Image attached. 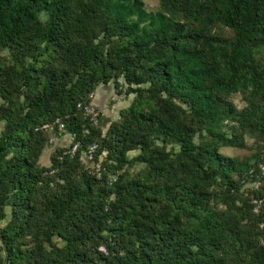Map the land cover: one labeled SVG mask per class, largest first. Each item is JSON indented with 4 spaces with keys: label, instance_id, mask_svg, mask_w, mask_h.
<instances>
[{
    "label": "trees",
    "instance_id": "trees-1",
    "mask_svg": "<svg viewBox=\"0 0 264 264\" xmlns=\"http://www.w3.org/2000/svg\"><path fill=\"white\" fill-rule=\"evenodd\" d=\"M0 124V264H264V0H0Z\"/></svg>",
    "mask_w": 264,
    "mask_h": 264
},
{
    "label": "rangeland",
    "instance_id": "rangeland-1",
    "mask_svg": "<svg viewBox=\"0 0 264 264\" xmlns=\"http://www.w3.org/2000/svg\"><path fill=\"white\" fill-rule=\"evenodd\" d=\"M144 2L146 4V7L149 10H157L158 9L159 0H144ZM99 87L102 88V90H103L104 98H101V100L103 102L97 104V106L101 112V117H102L101 123H102L103 127L106 129L112 121L119 118L120 111L130 104V102L133 98V95L127 96L124 93H118L113 82H111L107 85H100ZM98 88H97V90H98ZM97 90L95 92V96H96ZM233 98L235 99V101L238 104L242 105L240 94L233 95ZM94 101H95V98H94ZM245 140L249 146L247 148L223 147L221 150L226 155L235 156V157H238L240 159L245 158V157H249L255 151V149H254L255 139L250 138L249 136H246ZM60 142H62V141H60ZM59 144H61V143H59ZM54 145H55V143H53L48 148V150L43 153L44 155L41 158L42 163H44L46 165L49 164L50 154L55 149ZM134 154H137V151L130 152V156H133ZM140 167H141V165L137 164L132 168V170L136 171ZM258 184H260V183L256 182V186H258Z\"/></svg>",
    "mask_w": 264,
    "mask_h": 264
},
{
    "label": "built area",
    "instance_id": "built-area-1",
    "mask_svg": "<svg viewBox=\"0 0 264 264\" xmlns=\"http://www.w3.org/2000/svg\"><path fill=\"white\" fill-rule=\"evenodd\" d=\"M79 106H81V104H79ZM81 107H83L85 116L88 117L90 121H92L94 124H98V122L100 121V110L98 106L95 103H91V104L81 106ZM44 127H50V126L45 125ZM59 128H60V134H61L63 131V125L60 124ZM67 136H68V143H69L70 148L68 150H65L64 153L74 155L80 145V142L77 140V137L75 134L69 133L67 134ZM55 141H56V138L51 137L50 142L54 143ZM85 160L87 162L89 171L96 177L100 178L103 174L104 166H103V158L97 154V144L96 143H92L88 146L85 152ZM111 180L115 181L116 177L113 176ZM255 203L259 204L260 201L255 199ZM254 210L255 211L258 210V205L256 206ZM101 250H103V248H101Z\"/></svg>",
    "mask_w": 264,
    "mask_h": 264
},
{
    "label": "crops",
    "instance_id": "crops-1",
    "mask_svg": "<svg viewBox=\"0 0 264 264\" xmlns=\"http://www.w3.org/2000/svg\"><path fill=\"white\" fill-rule=\"evenodd\" d=\"M103 96V90H102V88H98V90H97V93H96V96L94 97L95 98V101H94V103L97 105V104H99V103H102L103 101L101 100V98H104V96ZM59 141H62V142H68V136L67 135H65V136H62L60 139H59ZM62 142H60V143H62Z\"/></svg>",
    "mask_w": 264,
    "mask_h": 264
}]
</instances>
